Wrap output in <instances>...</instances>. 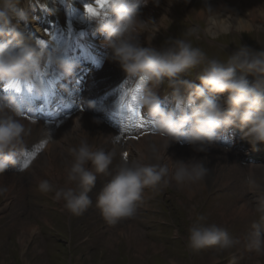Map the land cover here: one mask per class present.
Wrapping results in <instances>:
<instances>
[{
    "label": "clouds",
    "instance_id": "9594fccd",
    "mask_svg": "<svg viewBox=\"0 0 264 264\" xmlns=\"http://www.w3.org/2000/svg\"><path fill=\"white\" fill-rule=\"evenodd\" d=\"M161 0H108V6L98 20L97 31L103 37L102 47L107 49L106 59L117 63L127 78H139L150 87L138 99L137 106L152 118L154 132L160 138L163 152L152 148L155 162L149 164L125 163L104 184L95 200V207L108 224H116L132 217L137 203L146 188L167 187L175 182L178 187L197 184L205 178L208 168L203 160H173L166 155L173 143H186L194 151L207 153L220 141L221 133L238 127L242 136L253 147L264 143V49L254 51L240 46L226 62L207 59L201 48L193 45L192 38L200 39V32L215 40L233 31L246 33L264 28L249 19L264 18L260 6L239 17L221 11L209 3L197 9L203 28H189L186 38H169L167 47L157 49L151 42L159 31L161 21L170 20L167 14L159 20L143 18L142 9L150 3L159 7ZM179 0H168L171 6ZM190 0H183L187 4ZM19 0H0V84L23 82L39 94L33 77L40 71L42 61L54 68L64 78L74 76L78 64L68 58L59 48L47 53L41 50L35 38L22 26L30 20V13L17 8ZM146 34L148 46H141L140 36ZM203 66V67H201ZM200 69L196 77L182 79L192 69ZM239 73V75H238ZM252 76L250 81L247 77ZM166 85L171 89L175 110L162 107L155 89ZM227 92L224 99L218 94ZM89 108L94 106L90 102ZM178 110V111H177ZM23 108L15 97L0 96V173L17 164V157L25 150V138L29 130L21 122ZM100 123L99 120L94 121ZM87 133V132H86ZM89 135V134H88ZM70 163L65 167V186L57 187L48 179L38 181L41 193H53L54 199L62 202L63 208L74 216H81L92 205L90 193L96 186L97 177L108 173L115 150L98 149L87 139L68 149ZM167 158V162L165 161ZM250 186L255 181L249 179ZM9 191L0 188V195ZM256 211L264 220V198ZM199 217L190 225L186 246L191 251L215 248L231 250L243 245L257 255L264 254V229L253 222L252 230L243 239L229 235L228 230L218 224L201 223Z\"/></svg>",
    "mask_w": 264,
    "mask_h": 264
},
{
    "label": "rangeland",
    "instance_id": "374dc122",
    "mask_svg": "<svg viewBox=\"0 0 264 264\" xmlns=\"http://www.w3.org/2000/svg\"><path fill=\"white\" fill-rule=\"evenodd\" d=\"M166 1L168 2V0ZM257 1L264 7V0ZM205 3L217 8L220 5V0H190L187 5L185 4V8H183V0L174 3V6H169L161 0L159 7L150 3L146 8H143L144 19L155 17V20H159L163 14H167L170 19L164 20L163 23L161 21L159 31L155 37L158 44L155 46L151 42V46L160 49L168 46L166 41L169 38H186L184 33L189 28L195 27L194 23H199L203 28V21L196 10L203 7ZM227 3L231 5L228 0ZM165 6L169 10L165 11ZM256 23L264 25L261 18H258ZM240 34L243 33L233 31L231 34L221 35L218 37L217 42L223 43L222 40H225L226 36L235 37L240 36ZM244 34L245 46L254 51L264 49V28ZM205 36L201 31L200 38H205ZM193 39L195 38H192V42ZM143 40L140 42L141 46L147 47L146 39ZM238 40L241 42L239 38ZM254 46H257L258 50L253 49ZM197 47L203 51L205 46ZM216 47L218 48V46ZM47 50L45 47V52ZM45 66L48 67L46 64ZM199 71V68L189 70L188 73L183 74L182 79H191L198 85L200 81L196 77ZM162 90L171 95V89H167L166 85H162ZM234 134L240 138L242 136L241 131ZM51 136V139H53V134ZM67 139L73 141L75 138ZM31 141L35 142L36 139L34 138ZM77 144L78 142H76ZM216 147L207 153L196 152L193 155L188 152L189 147L181 146L183 156L178 160H203V164L210 168L209 172L215 169L214 171L217 173L216 165L218 163L215 160L221 159L223 161L222 157L226 158L227 154L221 150V147ZM256 150L258 148L253 149L254 152H257ZM41 153L39 159L44 162L41 159L43 157ZM59 153L63 155L59 157L57 165H63L66 153L63 151ZM258 167L254 168V175L248 178L254 180L255 184L250 186L246 193H240L239 189L216 188L221 177L215 178L213 172H211V181H208V184L199 190L197 189L192 197L185 195L174 184L175 182L167 187L146 188L132 217L124 218L116 224H108L99 210L90 212L87 210L81 216L71 215L63 208L62 202L54 199L53 193H41L37 187L38 183L34 184L32 182L30 184L33 173L29 170L23 171V167L19 166L11 170L15 173H10L12 176L6 178V180L8 184L13 181H21L22 185L30 186L25 194L27 208L20 212L19 210L12 211L8 209V211L0 213V264H30L28 261L30 257L33 259L31 260L33 264H66L68 257L62 252L63 241L72 242L74 240L80 241L79 245L74 248L77 249L78 247L76 250L79 258L76 261L78 264H231L232 261L235 264H257L258 258L260 259L264 254L257 255L244 248L243 245L227 251H218L215 248L191 251L186 246V238L188 228L199 217L204 218L200 221L201 223H215L225 227L229 235L235 238H240L249 233L252 230V223L257 222L256 219H259V215H253V210L258 201L264 198V165ZM111 173L112 171L101 174L103 177H97L95 186L97 190L89 194L93 200L91 208L95 207L99 186L103 187L111 179ZM5 174L8 175V172ZM5 174L3 173V176ZM16 174H20V178L14 177ZM195 187V184L188 185V188L192 191L195 190ZM5 198L6 193L0 195V205ZM248 201L251 205L250 220L241 218L240 215L234 212L237 207ZM126 219L130 222L135 221V225L143 231L144 250L137 249L138 242L135 239H131L127 243L128 241L120 236V230L125 229L126 224L123 222ZM20 222H29L39 226V229L32 235L31 239L34 240H26L28 252L24 255L21 254L20 245L17 241L18 224ZM144 222H150V224ZM263 225L264 220L261 222L262 229H264ZM115 234L117 235L113 239ZM85 237H87V240L84 239ZM106 237L112 239L105 242ZM60 241H62V244ZM68 254H70V251ZM21 257L22 259L26 257L27 263Z\"/></svg>",
    "mask_w": 264,
    "mask_h": 264
},
{
    "label": "bare ground",
    "instance_id": "6f19581e",
    "mask_svg": "<svg viewBox=\"0 0 264 264\" xmlns=\"http://www.w3.org/2000/svg\"><path fill=\"white\" fill-rule=\"evenodd\" d=\"M231 5L227 3V0H220V5L217 6V8H221V11L227 12L229 10L232 14L238 15L239 17H245L246 13L256 7H261L264 9L263 6L257 1V0H228ZM163 3H166L168 5V2L166 0H162ZM174 6V5H171ZM227 9V10H226ZM169 10L165 6V11ZM199 16V14H198ZM254 18V23L257 22L258 18L261 17H255V13L252 14V16L249 17V19ZM264 21V18H261ZM164 21V20H163ZM162 21V23H163ZM146 39V34H142L140 36V41ZM97 41V40H96ZM102 40L97 41L99 46H101L100 52H103V55L106 56L107 49L105 47H102L101 44ZM49 44H54L52 40L48 41ZM80 46H82V43H78ZM152 44L155 46L158 44L157 41H155V38L152 41ZM238 46H241L237 42ZM102 64L107 62L106 58H100ZM98 70L97 68H88L87 70H82L79 68L75 74V79L78 83H84L83 86L89 88L93 87L96 88L95 95H91L93 91L91 89L88 92V96L85 98H94L96 95L99 94L98 90L101 88L102 84H100L99 81L93 80V74L94 72ZM53 74V73H51ZM74 79V80H75ZM75 82V81H74ZM99 87V88H98ZM102 91H105V89H101ZM95 91V90H94ZM139 92V89H137ZM128 92V89L123 91V93ZM78 101L81 102V98H78ZM21 119V122L25 125V128L29 130V135L25 138V141H30L33 138L38 137L37 142L39 144H42V142H45L46 140H50L51 142H48L46 144L45 149L43 150V153L46 154V156L42 157L41 159L44 160L45 167L38 168V171H35V174L37 177L33 178L35 182H38L39 180L43 178H48L54 185L57 187L65 186V180H66V173H65V167L70 163L71 158L68 157L65 160V163L63 165H57V161L59 157L62 155L58 153L57 149H55V140L57 139H51L52 134L54 133L55 127H51L49 125H44L41 123H35L29 118H26L24 116L19 117ZM99 120L100 123H95L94 121ZM68 123L65 125L66 128V137H64V142H67V138L71 137L75 134V138H80L81 140L87 139L88 142L94 144L96 148L103 149L105 151H111L115 150L116 155L113 159L112 165L110 166L108 173L112 171L110 174L111 176L118 171L119 167L121 166L120 163L126 162L125 153L129 155L130 153H136L140 154L141 158H143L146 161H143V163H153L155 162L152 158V148H157L161 153L163 152V147L161 146L160 138L157 135H142L138 139H128L129 134L126 136V139H124L123 134H119L115 130H113L111 127H109L104 120L101 118L100 115H90L88 113L79 112L76 113L74 117H70ZM87 132V133H86ZM52 133V134H51ZM89 134V135H88ZM91 140V141H89ZM105 143V147H101L102 143ZM54 143V144H52ZM231 146H229V150L222 149V151L226 152L227 156L226 158H223V161L221 159H216L215 161L218 163L216 165L217 173L214 170H211L203 179V181L195 184V190L192 191V189L188 188V185H184L182 187H178L175 183V185L182 190V192L192 197L197 189L199 190L203 186L208 184V181H211V172L215 174V178H218L219 176L221 179L215 181L217 183L216 188H233L235 190L239 189L240 193L247 192L250 189V185L248 183L249 177L254 175V168H259L258 166L261 165L260 163H256L255 165L252 164H246V153L248 150V146L246 143H244L241 139L237 138L236 136H232L231 139ZM142 147V150L141 148ZM218 148V147H216ZM220 149V148H219ZM183 148L179 146L177 143H173L170 145V147L167 149L166 155L170 157L173 160H178V158H182ZM188 152L195 155L196 151L193 150L191 146H189ZM249 153H252L250 151ZM220 160V161H219ZM167 162V158H165V161ZM224 163V164H223ZM219 172V173H218ZM110 176V178H111ZM11 177V175H0V188H8L9 191L6 193V198L2 201L0 205V213L8 211V209L15 211L19 210L24 211L27 208V204L25 202V194L28 192V187L22 185L21 181L18 182H10L8 185V181L6 178ZM14 177L19 178V175H14ZM61 177V178H60ZM98 177H103V175H99ZM245 177V178H244ZM219 184V185H218ZM99 190L97 191V194L102 189V186H99ZM97 190L96 188L93 189L92 192ZM91 192V193H92ZM98 210L95 207H90L88 209V212ZM87 212V213H88ZM235 214L240 215L241 218H246L250 220L251 215V205L250 202H245L241 204L239 207L236 208V211H234ZM233 213V212H232ZM253 220V219H252ZM252 222V221H250ZM126 224L125 229L120 230V236H123L129 243L131 239H135L138 243L136 245L137 249L144 250V244L143 241L144 233L143 231L137 227L135 224V221L130 222L128 219L123 222ZM145 224H150L144 222ZM39 229V226L32 223H22L18 224V230L19 234L17 233V241L20 245L21 254L24 255L28 252V246L26 240L33 241L32 235L36 232V230ZM113 236V239L116 237ZM119 235V234H118ZM244 236H241L240 239H243ZM104 238V236H103ZM87 240V237L84 238ZM90 239V237H88ZM111 237H106L104 240L105 242L111 240ZM84 241V240H83ZM62 244V241H60ZM64 242V247L62 248V252L66 254L68 259L66 260V264H78L76 261L79 260L77 249H74L75 246H78L80 241L74 240L72 242ZM127 247V246H126ZM70 251V254L68 252ZM44 253V252H43ZM20 254V256H21ZM197 255V254H196ZM22 259V257H21ZM24 262L27 263V258L22 259ZM30 264H33L31 262ZM80 264V263H79ZM259 264V261L258 263Z\"/></svg>",
    "mask_w": 264,
    "mask_h": 264
},
{
    "label": "snow or ice",
    "instance_id": "6c2138e0",
    "mask_svg": "<svg viewBox=\"0 0 264 264\" xmlns=\"http://www.w3.org/2000/svg\"><path fill=\"white\" fill-rule=\"evenodd\" d=\"M106 2H108V0H96V4L98 7H103ZM84 11L87 14L86 17H82L83 19H88L91 20L93 18H96L98 16L101 15V13L97 10V8H94L91 4H86L84 6ZM37 44L38 46L41 48V50L43 51L46 47L45 43L43 40H37ZM142 82H144L143 80H141ZM8 89H12L14 90L16 93H20L21 92V85L20 82H13V83H9L6 85L5 90ZM27 91L29 93L32 92V89L30 87H27ZM32 97L27 98V103H31L32 101ZM25 102V100L22 98V103ZM74 103V102H73ZM80 110L83 111V107H80ZM131 113H132V117L135 120V126L137 127H143L144 125V120L142 119V111L139 109L138 106H131ZM28 111H31V108L28 109ZM41 147H43V145H41ZM125 157H127V153H125ZM25 168L28 167L27 164L24 165Z\"/></svg>",
    "mask_w": 264,
    "mask_h": 264
}]
</instances>
